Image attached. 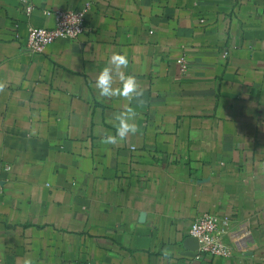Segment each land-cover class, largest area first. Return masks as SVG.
Here are the masks:
<instances>
[{
	"label": "crops",
	"instance_id": "obj_1",
	"mask_svg": "<svg viewBox=\"0 0 264 264\" xmlns=\"http://www.w3.org/2000/svg\"><path fill=\"white\" fill-rule=\"evenodd\" d=\"M26 1L0 0V264H264V0ZM85 5L78 40L26 49ZM113 53L141 97L99 95ZM202 215L230 258L200 253Z\"/></svg>",
	"mask_w": 264,
	"mask_h": 264
},
{
	"label": "built area",
	"instance_id": "obj_2",
	"mask_svg": "<svg viewBox=\"0 0 264 264\" xmlns=\"http://www.w3.org/2000/svg\"><path fill=\"white\" fill-rule=\"evenodd\" d=\"M21 1L25 4L26 13H32L34 10L32 5L26 0ZM46 14L54 18L55 26L51 28H29L25 38V46L31 53H44L50 45L59 40H78L87 30L86 5L83 9H55L46 11ZM224 55L226 56L227 53L225 52ZM180 62L181 72L186 73L185 60ZM10 169L9 165L4 168L5 171ZM225 225H227L226 221L212 215H202L192 224L189 235L198 242L201 254L225 259L232 256L231 250L223 240Z\"/></svg>",
	"mask_w": 264,
	"mask_h": 264
},
{
	"label": "clouds",
	"instance_id": "obj_3",
	"mask_svg": "<svg viewBox=\"0 0 264 264\" xmlns=\"http://www.w3.org/2000/svg\"><path fill=\"white\" fill-rule=\"evenodd\" d=\"M129 61L127 57L120 53H113L109 58L108 64L99 72L95 88L99 90V95L102 97L122 96L131 99L133 96L141 97L143 89L140 88L136 78L126 74L123 69L127 68ZM118 79L121 86L114 87V80ZM136 113L129 108L127 111L116 115L115 119L118 122L116 133L107 135L102 142L107 144H116L119 141L125 140L129 134H135L138 131L137 124L133 122ZM24 264H32L30 259H25Z\"/></svg>",
	"mask_w": 264,
	"mask_h": 264
}]
</instances>
